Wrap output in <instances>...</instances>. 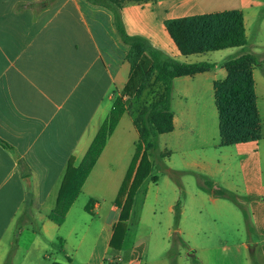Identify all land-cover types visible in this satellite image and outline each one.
Segmentation results:
<instances>
[{
  "label": "crops",
  "instance_id": "1",
  "mask_svg": "<svg viewBox=\"0 0 264 264\" xmlns=\"http://www.w3.org/2000/svg\"><path fill=\"white\" fill-rule=\"evenodd\" d=\"M232 10L242 13L248 41V35L253 36L252 25L264 17V0L127 2L121 20L128 36L144 39L163 61L215 64L208 72L172 82L173 130L168 133L166 164L172 197L165 207L167 237L180 196L174 175L184 174L180 184L186 198L175 232L188 248L208 250L189 243L199 238L208 243L209 235L228 241L219 236L215 221L203 224L202 211L210 207L220 218L226 211L233 219V224L222 225L235 234V243L223 246V255L231 254L236 264H264V156L263 160L259 157V142L221 146L219 135L215 140L202 133L207 123L209 127L217 124L219 131L213 85L227 78L223 64L242 51H217L211 62H207V53L182 56L163 24ZM128 51L112 12L87 0H0V141L7 145L0 144V264H74L83 243L91 240L90 256L99 240L102 254L90 264H137L141 260L137 246L123 249L127 231L120 250L109 246L120 214L115 200L138 140L133 125L136 114L126 104L137 81L124 90L130 78ZM257 66L252 76L263 133L264 103L258 98L264 100V75L255 74ZM117 98L126 111L58 225L49 215L67 166L77 169L84 163ZM151 176H156L152 170L134 205L140 195H146L144 184L152 183ZM161 180L158 177L153 184L159 186ZM206 183L211 191L234 194L238 204L207 192ZM96 220L99 235L92 233Z\"/></svg>",
  "mask_w": 264,
  "mask_h": 264
},
{
  "label": "trees",
  "instance_id": "2",
  "mask_svg": "<svg viewBox=\"0 0 264 264\" xmlns=\"http://www.w3.org/2000/svg\"><path fill=\"white\" fill-rule=\"evenodd\" d=\"M87 1L112 12L114 25L120 39L129 46L126 60L130 67V78L124 90H128L133 85L136 75L140 72L135 97L141 95L151 80L161 88L160 95L145 105L133 121L138 133V140L135 143L134 155L115 200V205L120 208V214L117 224L113 227V234L109 243L110 248L120 250L127 231L126 222L131 215L136 194L152 170L149 157L156 149V139L159 135L168 134L173 130V114L170 107L173 80L208 72L215 68V64L206 62L184 64L172 60L163 61L158 52L152 49L144 39L128 36L121 20L123 5L127 2L146 3L149 0ZM163 24L168 36L182 56L235 48L241 49L240 55L229 58L223 64V68L228 74L227 78L213 85L215 107L219 117V142L221 146L259 142L261 120L256 106L252 76L253 67L257 66L259 61L255 54L244 52L247 40L242 13L236 10L223 11L166 20ZM125 111L122 99L117 98L108 121L100 127L92 141L85 155L84 163L77 169H72L71 165L67 166L56 206L49 215L51 221L58 225L63 222L68 209L80 193L85 179L99 157L107 137L112 133ZM0 144L7 146L1 141ZM150 179L152 183L158 181L157 176H151ZM205 185L207 192H212L217 197L226 198L232 203L238 204L234 194L224 190L211 191V185L209 183ZM123 197L125 200L122 203ZM88 207L85 208L87 212H89ZM180 212L181 207L177 203L174 207V230L178 227ZM176 243L186 247V243L175 232L172 247L176 246Z\"/></svg>",
  "mask_w": 264,
  "mask_h": 264
},
{
  "label": "rangeland",
  "instance_id": "3",
  "mask_svg": "<svg viewBox=\"0 0 264 264\" xmlns=\"http://www.w3.org/2000/svg\"><path fill=\"white\" fill-rule=\"evenodd\" d=\"M251 30L253 36L248 35L247 45L244 48V52L256 54L260 67L255 68L256 75H264V17L258 19L255 22ZM250 30V31H251ZM249 34V33H248ZM254 44V46H252ZM236 51V50H235ZM241 54V53H240ZM207 62L214 60L218 54L216 52L207 53ZM262 69V71H261ZM140 74L136 75V85L133 87V93L130 99L126 100V104L130 106L133 113H137L152 99L157 98L161 93V88L158 84L151 81L146 85L143 92L139 97H135V91L137 89ZM259 85V83H258ZM259 102L264 103L263 99L258 98ZM263 123H264V111L261 112ZM217 121V118H216ZM203 135L217 140L219 135L217 124L215 127H209L207 123L206 127L202 129ZM259 147V157L263 160L264 156V131L261 133V138L258 143ZM168 151H169V141L168 134L159 135L156 139V149L151 153L150 161L152 163V174L158 177H162L159 186L153 183L145 182L146 195H140L135 202L132 216L128 220L127 234L123 242L124 250H131L133 247H138L142 251L141 260L137 264H236V259L231 255H223V246L232 245L235 242V234H231L228 228H223V224L230 223L233 224V219L230 214L224 211L222 218L217 216L210 207H206L202 211L203 224L211 225L215 221L217 226L216 230L222 239H227L228 241H222L218 237H210L208 243L203 242L202 238L197 239L194 243H189L191 245H196L198 247H207L208 250L195 252L190 250L186 244L183 247L181 244L176 243V246L172 247L173 235L175 230L173 228L172 221V233L170 237H167V227L165 224V207L168 204V198H171V192L166 184V179L168 180V170L166 164L168 163ZM184 174L174 175V180L176 185L180 190V196L178 203L182 206L185 201V194L183 187L180 184L181 178ZM198 186V185H197ZM190 187L196 188V186L190 183ZM232 205V204H231ZM233 207V206H232ZM191 212L188 210V214ZM187 223L190 224L191 221L188 218ZM96 224V225H95ZM93 226L95 227L96 235H99V224L100 222L96 220ZM214 235V234H213ZM92 236V235H91ZM183 240V239H182ZM184 241V240H183ZM93 241H86L83 243L82 249L79 255L74 259V264H90L89 262H95L94 256H101L102 254V244L98 241V247L95 249L94 255H91ZM53 247V246H52ZM90 252V253H88ZM15 260L14 262H16ZM19 264V261L16 262Z\"/></svg>",
  "mask_w": 264,
  "mask_h": 264
}]
</instances>
